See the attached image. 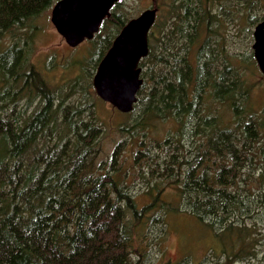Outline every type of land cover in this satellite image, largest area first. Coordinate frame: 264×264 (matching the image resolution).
<instances>
[{"label":"trees","instance_id":"trees-1","mask_svg":"<svg viewBox=\"0 0 264 264\" xmlns=\"http://www.w3.org/2000/svg\"><path fill=\"white\" fill-rule=\"evenodd\" d=\"M57 1L0 0V264H146L156 234L161 255L149 264H207L190 255L161 262L182 214L213 238L210 264H255L264 106L246 104L256 83L248 79L262 73L252 43L264 0H140L158 15L137 101L107 155L94 75L143 10L131 16L119 0L81 54L61 63L67 77L54 80L59 64L41 65L36 51ZM169 118L175 132L150 135ZM137 177L142 192L131 187Z\"/></svg>","mask_w":264,"mask_h":264},{"label":"water","instance_id":"water-1","mask_svg":"<svg viewBox=\"0 0 264 264\" xmlns=\"http://www.w3.org/2000/svg\"><path fill=\"white\" fill-rule=\"evenodd\" d=\"M119 0H59L51 10V22L66 43L76 48L94 38ZM158 8H148L130 19L116 36L94 75L97 95L122 113L133 110L143 84L140 61L149 53V33ZM253 52L264 74V21L253 31Z\"/></svg>","mask_w":264,"mask_h":264},{"label":"rangeland","instance_id":"rangeland-1","mask_svg":"<svg viewBox=\"0 0 264 264\" xmlns=\"http://www.w3.org/2000/svg\"><path fill=\"white\" fill-rule=\"evenodd\" d=\"M148 5L151 6V3H148ZM51 10L52 9H49V11H47L43 17L44 19L45 16H48V22L45 23L43 33H41L38 38L39 45L36 51V56L41 61V65L44 61L48 62V65L51 63V69H53L54 63L59 64V68L57 70H53L54 74H52L51 76L54 78V80H64L68 74L61 63H63V61L68 58L71 54L79 56L83 47H81L80 45L74 48L76 49L74 50L66 43L65 39L57 32L56 28L51 22ZM124 10H128V13L131 11V16L137 15L143 10V5H140V0H125ZM233 30L234 28L232 29V31ZM83 44L86 45L87 41H85ZM236 46L239 47V49H242L244 47V45L242 46V43H240V46L239 44L235 46L231 44L229 46V51L233 52V50L231 49H235ZM79 48L80 50L77 51ZM52 57L53 59H51ZM236 64L237 62L235 63V65ZM235 68L239 70L243 69L244 71H246V69L243 67V65H241V63H238ZM248 80L251 83L254 81L256 83L255 88L252 91L251 99H249V102L246 104V106H248L252 110L262 109V107L264 106V74L259 72L258 75H253ZM259 83H261L262 86L259 87ZM94 92L95 91L93 88V96L96 95V92L95 94ZM224 104V106L222 104H218L219 111L222 114L224 122H229L233 119L234 112L233 109L229 106V103ZM95 112L101 118L106 130L105 137L103 139L104 149L106 152H104L103 154L107 155L108 153L110 154L112 152L114 145L117 143V141L122 139L121 134L117 132L116 126L120 124V122L127 121L130 117L129 115L120 112L108 102H100V100L97 101ZM189 123L190 121L188 122V125ZM175 124L176 123L173 122L171 118H169L167 121L159 123V125L153 130H149V133L150 135L156 138L163 139L169 131H176ZM189 128L190 127H188V130ZM186 138H189L190 141H192V139H195L192 138L191 134ZM129 146L132 145L129 144ZM131 187L136 192H142V190H145L144 183L138 177L136 180L132 178ZM171 199L174 200L175 204H177V199ZM256 227L258 232L254 234V237H264V216L263 218H260L258 220V222L256 223ZM155 236V240L149 245L151 247V256L149 257L148 262H146V264H149L152 257L155 258L152 260H157V257L161 255V248L158 243L160 235L156 234ZM212 240L213 238L209 236V233H206L205 230H202L195 220L193 221L190 217H187L182 214V216H179L175 219L174 225L172 222L169 232L166 233V238L162 243L164 253L161 262L172 261L174 263H177L181 261L183 257L190 255V260H192V262L200 261L201 259H205L207 257V264H210L211 262H209V260L213 258L212 251L210 250L213 245H211ZM255 249L256 251L258 250L260 253L258 254L257 259L254 260V263L257 264L259 262V264H264V241L258 243ZM236 264L245 263L238 262Z\"/></svg>","mask_w":264,"mask_h":264},{"label":"flooded vegetation","instance_id":"flooded-vegetation-1","mask_svg":"<svg viewBox=\"0 0 264 264\" xmlns=\"http://www.w3.org/2000/svg\"><path fill=\"white\" fill-rule=\"evenodd\" d=\"M259 66V65H258Z\"/></svg>","mask_w":264,"mask_h":264}]
</instances>
